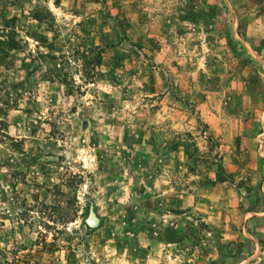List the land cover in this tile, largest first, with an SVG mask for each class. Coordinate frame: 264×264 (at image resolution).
<instances>
[{"label":"rangeland","instance_id":"rangeland-1","mask_svg":"<svg viewBox=\"0 0 264 264\" xmlns=\"http://www.w3.org/2000/svg\"><path fill=\"white\" fill-rule=\"evenodd\" d=\"M261 241L264 0H0V264H264Z\"/></svg>","mask_w":264,"mask_h":264},{"label":"water","instance_id":"water-1","mask_svg":"<svg viewBox=\"0 0 264 264\" xmlns=\"http://www.w3.org/2000/svg\"><path fill=\"white\" fill-rule=\"evenodd\" d=\"M98 223H99L98 217H96L95 213L92 210H90L88 218L86 219V224L90 228H95L98 225Z\"/></svg>","mask_w":264,"mask_h":264},{"label":"trees","instance_id":"trees-1","mask_svg":"<svg viewBox=\"0 0 264 264\" xmlns=\"http://www.w3.org/2000/svg\"><path fill=\"white\" fill-rule=\"evenodd\" d=\"M261 244L264 245V241H261Z\"/></svg>","mask_w":264,"mask_h":264}]
</instances>
